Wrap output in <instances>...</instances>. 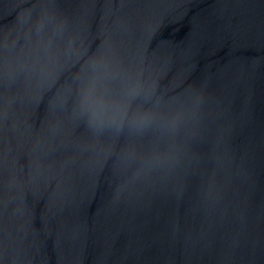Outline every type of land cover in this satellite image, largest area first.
I'll use <instances>...</instances> for the list:
<instances>
[{
    "label": "water",
    "instance_id": "obj_1",
    "mask_svg": "<svg viewBox=\"0 0 264 264\" xmlns=\"http://www.w3.org/2000/svg\"><path fill=\"white\" fill-rule=\"evenodd\" d=\"M0 264H264V0H0Z\"/></svg>",
    "mask_w": 264,
    "mask_h": 264
}]
</instances>
